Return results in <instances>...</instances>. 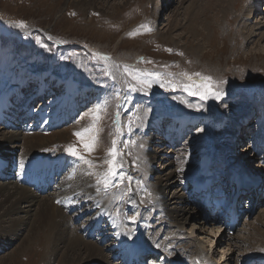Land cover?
I'll return each instance as SVG.
<instances>
[{"label": "rangeland", "instance_id": "374dc122", "mask_svg": "<svg viewBox=\"0 0 264 264\" xmlns=\"http://www.w3.org/2000/svg\"><path fill=\"white\" fill-rule=\"evenodd\" d=\"M168 3L169 5L166 6L165 0H94L89 5H83L82 0H0V102L5 96L6 89H11L18 84V86L24 84L21 87V94L25 96L24 103L35 100V97L40 100V103L44 102L43 99H46L47 103L52 99L56 104L53 105L55 110L60 101L57 100L59 98L65 100L71 97L70 100L73 101L76 98L82 100L84 97L87 99V106L91 103L90 98L92 99L91 105L83 112L81 120L72 127L62 128L51 134L20 132L21 141L19 140L16 144L19 146L16 153L21 152L22 156V151L25 150L22 145L25 142L29 146L33 141L39 140L41 143L37 144L38 153L53 149L61 153L60 150L66 151L69 146H73L83 156L89 154L85 159L91 161L93 167L90 168L81 160L82 165L77 169L87 186L84 193L92 191L93 197V200L88 198L92 203L86 201V207L82 210L105 209L112 219L119 216L116 220H120L121 225L116 223L113 230L119 227L120 231L124 232L125 238L136 237L139 242H144L140 246L148 248H155L154 245L162 242L159 239H165L174 234L171 232V236L169 235L168 229L174 226H169L166 222L165 226L152 222L154 227L146 231L154 232L153 237L149 233L141 237L132 231L138 228L136 224L141 216L159 217L154 215L153 212L156 210L152 203L153 198L156 199L158 195L154 184L158 175L171 170L176 171L179 165L186 161L190 163L191 169L195 168L194 172H196L197 167L194 163L199 164L198 149L202 150L199 146L202 137L204 141L209 135L210 139H213L212 130L217 135L224 136L225 132L229 133L232 127L245 119V116L254 119V123L260 121L258 110L264 105V20L260 21L264 16V0H233L235 9H232L231 4L230 10L225 9L228 3L224 0L218 1L219 4L216 0H186L184 2L169 0ZM262 8L263 11H261ZM260 12H263L262 16ZM197 18L198 23L195 22ZM257 19L261 24L255 23ZM19 21H23L27 27H17L16 23ZM252 27L255 31L251 30ZM193 28L198 29L199 33L192 35ZM168 49H171V52ZM184 73L189 74L192 79H187ZM195 73L201 75L195 76ZM202 77H211V82L205 80L202 84ZM105 78L108 83L106 85L103 81ZM69 81H74L76 86L80 87L77 88ZM209 83H211L213 95L202 99L200 94L207 91L205 85ZM98 85L108 89L102 90ZM183 89L191 91L190 94L192 92L200 94H193L190 101L189 97L187 101L185 97H183L184 100H180L178 94ZM39 90L43 94L39 93ZM216 93L219 94L218 98L214 95ZM12 95L10 93L9 97ZM165 97L178 98V100L175 104H170L169 108L161 100ZM80 102L82 103L83 100ZM195 105L199 109H196ZM180 107H184L185 112L195 121L196 132L194 131L195 136L192 140L194 138L196 140L189 144L185 143L176 153L167 145L157 144L158 141L153 146H148L146 136L150 129V121H145L144 116L149 112H165L166 118L171 120L170 114ZM214 109H219V112L214 113ZM178 118L190 121L188 117L182 118V114L175 115L172 120ZM221 118L224 129L217 130L215 122L220 121ZM139 123L142 124L133 138L131 137L132 129ZM210 126L212 130L208 132ZM242 129L237 133L242 134ZM0 131L11 133L17 130L0 126ZM77 132L82 133L83 140L75 135ZM164 134H167V131ZM1 135L0 133V138ZM223 136L220 138L223 139ZM245 139L246 137L243 136L238 140L240 155L242 154L249 168L250 165L256 168L257 156ZM113 140L116 141L115 147L120 154L118 161L122 164L124 181L120 183L117 180L118 186L114 188L115 191L108 189L105 192L103 186H98L96 181L102 178L108 169L104 161L110 158L108 153L113 146ZM218 140L220 139H217V136L212 141L209 140L207 142L209 146H206L208 149L202 146L209 157L214 154L213 146L216 148L218 144L215 145V143ZM85 142L93 143L92 151L84 148ZM1 145L6 147L8 143ZM162 147H165V153L151 163L150 149ZM210 147L212 148L209 150ZM242 149L249 150L250 156L244 157L245 152ZM2 150V153L9 152V150ZM38 153L35 154L34 159L38 157ZM248 157L251 162L247 160ZM175 158L178 162L174 160ZM170 161L174 163L172 167H168ZM76 164L75 162L70 169L71 172ZM126 166H129L131 170L128 171ZM165 168L168 169L165 170ZM182 173L179 172L180 175ZM136 176H140L139 183L134 180ZM129 177L131 180L128 179ZM145 183L152 184L150 189L153 192L147 187L142 189L144 185L146 186ZM124 186H130L128 192L123 190L120 194L126 201L121 199L119 194L115 195V192L119 193ZM97 187L101 189L99 192ZM138 187L142 192L137 196L135 189L138 190ZM176 190L173 187L168 195L171 196ZM130 194L133 195L130 199L134 200H128ZM84 195L77 193L74 198ZM135 203L136 206L133 205ZM182 207L188 211H194L191 213L195 214L194 218L188 221L189 224L185 230L190 232L189 229L193 228L196 232H200V228L206 225L205 228L210 237L208 236L204 241L212 246L208 240L213 239L218 243L221 252L228 250L227 240L230 236L247 237L248 230L256 229L260 224L256 221L259 215L261 216L259 213L264 211V206L259 207L250 223L243 227L244 231L229 235L224 225L214 224V220L205 224L201 214L194 210V205L188 201ZM63 210L66 213L68 211L66 208ZM70 211L68 213L73 214L72 209ZM124 211L130 219L135 217L132 223H127L128 219L125 222ZM90 215L85 219L76 220L74 224H80L78 232L84 238H88L86 241L97 242L98 239L90 237L85 232L86 219L93 217L94 214ZM158 222L162 221L157 220ZM88 223L90 224L89 221ZM98 225L99 228L101 227V232L95 233L98 236L102 234L103 237L100 243L97 242L99 247L110 246V249L107 248L105 251L114 256L115 252L111 247L114 238L112 235L105 238V234L112 233V229L104 223V217L101 222L94 220L93 225L86 228L91 230ZM29 228L30 226L24 227L19 238L10 243L6 249L0 248V264H46L41 256V254L45 255L46 250L37 241L25 253L18 249L27 236ZM217 229L221 231L215 236ZM223 229L225 232H222ZM158 232L164 234L159 236ZM195 235L200 237L198 233ZM170 240H167L166 244ZM243 241L246 239L244 238ZM252 243L250 247L254 245ZM158 247L162 248L160 245ZM246 251V254L253 255L254 259L258 258L256 253H251L249 249ZM244 252L241 251L242 256ZM220 255L218 254L219 257ZM113 256L109 261L116 264L117 259ZM10 258L12 259L9 260ZM244 260L246 259L241 258L239 263ZM61 263L59 258H53L50 261V264ZM87 264H94V262L88 261Z\"/></svg>", "mask_w": 264, "mask_h": 264}, {"label": "bare ground", "instance_id": "6f19581e", "mask_svg": "<svg viewBox=\"0 0 264 264\" xmlns=\"http://www.w3.org/2000/svg\"><path fill=\"white\" fill-rule=\"evenodd\" d=\"M93 1L94 0H82V4L89 5L93 3ZM168 1L169 0H165L166 6H168L170 3V2L168 3ZM184 1L186 0H182V2ZM218 1L220 0H216L217 3ZM224 1L228 3L227 5H225V9L230 10L231 4L233 5L234 3V2L232 3L233 0H224ZM260 6L261 5H259V7ZM232 9H235L234 5L232 6ZM261 11H263V8ZM261 13L263 12H260V15ZM248 14H250V12ZM198 20L199 19L197 18L195 22L198 23ZM263 20H264V16H262L260 21L263 22ZM258 21H259L258 19L255 20V23L261 24V22ZM251 30L255 31V28L252 27ZM191 32L192 35H196L197 33H199V30L193 28ZM249 36H251V34ZM13 90H15L17 94H19L18 87L11 89V91ZM82 100L84 101V97ZM162 116L163 115L161 114V116H158V118H154L152 120V116L145 115L144 119L145 121L146 120L148 122L150 121L149 126L150 129H152V131L153 128L156 129V131H159L160 128L159 123ZM177 120H179L180 122L181 119L178 118ZM156 121L157 123H155ZM182 121H183L182 127L189 125L188 123L191 122V120L190 121L182 120ZM221 123L222 122H215V125L217 124L219 125ZM0 133L2 134L0 138V154L6 160L7 158L15 155L17 149L19 148V146L16 144L19 143V140L21 141L20 138L21 133L19 131L16 132L14 131L11 133H7V132L3 133L0 131ZM231 133L232 131H230L229 133L226 132L225 135L223 136V139L222 140L220 139L215 143V145L216 144L218 145H216V148L214 146L215 152L212 156L210 155V157L208 156V153L204 150L202 144H200L198 140L199 146L202 148V150L198 149L200 153L199 154L200 159L198 160L199 164H202V166L206 167V165L210 163V158H212V161L215 159L221 160L234 173H240V174L246 173L248 175V178H253V176L258 175L261 176V178L264 180V170H262V168L259 167L258 165L255 166L256 168H254L253 165L249 164L250 165L249 168L245 164L242 154L240 155L241 150L238 147V143L240 142L238 140H240V138H243L244 134L239 133V135L237 136L238 142L237 141L233 142V135ZM235 133H237V131ZM146 137H147L146 144L147 142H149L148 146H153L154 143L157 141H158L157 144L159 145H166L167 143L163 137L155 136L152 132L150 135H147ZM210 137L211 136H209V138ZM38 142L41 143L39 140H37L35 142L33 141L32 144L29 146L26 145V142L24 143V145H22V147L25 148V150L22 151V156H21L24 163H28L34 160L35 154L38 153L37 152ZM2 143L3 144L8 143V145L4 147L1 145ZM164 148L162 147L154 150L150 149L151 163L154 162L156 159L161 158L160 156L165 153ZM2 149H4L5 151L9 150V152L2 153L3 151ZM242 150L245 152L243 155L244 157L247 155L250 156L249 150L248 151H246V149H242ZM249 158L250 157H248L247 160L251 162ZM170 162L171 163L168 164L169 165L168 167H172V164L174 165L172 161ZM166 169L168 168H165V170ZM194 170L195 168L191 169L190 163L186 161L184 164L179 165L176 171L171 170L161 175H158V177L154 181L158 195L156 198L157 201L155 198H153V202H152L154 205L153 207L155 208L156 211H158L159 215L162 214L161 219L162 218L164 219L161 220L162 222H166V224L169 226H174V228L170 227V229H168V232L170 233L169 234L170 236H171V232H174L175 236L172 233L173 236L171 237L167 236L165 237V240L159 243V245L163 247L166 244V241L171 239L169 244L170 247L169 251L168 249H166V251H164V254H166V252L168 251L172 260L181 264L182 263L230 264L229 262H236L238 264L239 261H241V258L247 260L254 259L253 255L246 254L247 253L246 250L249 249V251H252L251 253L254 252L256 253V255H258L257 259H264V229H262V226H264V216H262V213H264V211H262V213H259L261 214V216L259 215L258 217L259 219L256 220L260 222L259 226L256 227V229H254L253 231L248 230L247 237L244 236L243 238L240 237L237 238L236 236L234 237L230 236L228 238L227 251L221 252L218 248V243L215 242L213 239L208 240L210 241L212 246L206 244L207 242H205L204 239L208 238V236L210 237V234L207 233V229L205 228L206 225L200 228L201 229L200 232H196L195 229L193 228L189 229L190 232L185 230L186 226L189 224L188 221L192 220L195 214L191 213L194 211L192 210L188 211L182 207L184 203H186L187 201L189 202V198L187 191L184 189V187H182L183 183H181V181L189 178L190 176L195 175L196 172H194ZM180 171L183 172L181 175L179 174ZM71 174L72 172L70 171V173L64 178L63 182H61V184L59 185L61 189L59 188L56 190V192L46 196H41L40 193L38 194L32 188L26 187L24 185L23 186L20 185L13 179V174H12V178H9L4 182L3 181L0 182V248L2 247L3 249H6L7 246L10 245V243H12L15 239L19 238L20 233L24 229V227L30 226V228L28 229V233L26 234L27 236H25V238L18 246L19 251L22 253L28 251L29 248L31 249L32 246L37 241L39 245H41L44 248V250H46L44 256L41 254L42 259L45 260L44 263L46 264H50V261L53 258L55 259L59 258V260L62 262L61 264H87L88 261H92V260L94 264H98V263L112 264L109 260L110 257L113 256V254L105 251L107 248L110 249L109 248L110 246H107V248L99 247L98 243H100L103 240V237L102 240H100L101 237L98 239L99 240L97 241L98 243L96 241H90V240L86 241L88 238H84V236L78 232V230L80 229V224L77 225L74 223L76 222V220L84 219L86 218V216H89L90 214L91 215L94 214L93 217H87L86 224L82 222L86 228L88 226V221L89 222L92 221L94 223V220L98 222L102 220V218L104 217V223H106L108 228L112 229L111 230L112 233H106L105 234L106 236L105 235L103 236L107 238L112 235L114 241L112 242L111 247L113 246L118 247L119 245L122 246L124 242L127 241L124 237L123 234L124 232L120 231L119 227L113 230V227L116 226V223L118 224L121 223L120 220L118 221L116 220V218L119 219L118 218L119 216L118 217L116 216L115 219L114 218L112 219L110 216H108V213L107 211H105V209L102 210L100 209L95 211L93 208H88L86 210H80L79 208H77L80 204H82V201L86 202L88 198L93 200L92 191L91 193L87 191L86 193H84V191L87 189V186L85 185V180L83 176H81L78 173L76 177L71 178L70 177ZM65 180L66 182H64ZM145 184L146 186L144 185L142 189H146L147 187L149 191L151 190L153 192V190L150 189L152 184L150 183H145ZM180 186H181V190H180ZM173 187H175L177 190L173 194H171V196H169L168 193ZM75 193H79V195L85 194L84 195L85 198H82L80 196L74 198L73 196ZM56 199H59L58 202H56ZM63 208L68 209V211L71 209L74 210V208L77 209H75L76 211L70 215L66 213L63 210ZM194 210L196 209L194 208ZM154 218L156 217L154 216ZM127 219H130V216H127ZM73 224L74 227L72 226ZM149 227H151V225H149ZM74 229L79 234L75 233ZM97 230L94 231L92 229L90 231V234L93 233V235H95L96 234L95 232H97ZM219 231L221 230L217 229L215 231V236L219 234ZM225 231L223 229L222 232ZM197 233L200 234V237H195L196 236L195 234ZM244 238L246 239V241H243ZM252 242L254 243V245ZM251 243L253 245L252 247H250ZM128 244L132 246L137 245L135 243H129V242ZM156 249L161 250L158 246L156 247ZM241 251H245L243 256ZM153 253H155V251H153ZM153 253H151L152 254L151 256L157 255ZM218 254L219 255L221 254L220 257L218 256ZM256 255L254 254V256ZM41 256L39 257L41 258ZM11 259L12 258H10L9 260ZM239 264H241V262Z\"/></svg>", "mask_w": 264, "mask_h": 264}, {"label": "snow or ice", "instance_id": "6c2138e0", "mask_svg": "<svg viewBox=\"0 0 264 264\" xmlns=\"http://www.w3.org/2000/svg\"><path fill=\"white\" fill-rule=\"evenodd\" d=\"M16 26L17 27H20V28H26L27 27V25L23 21L17 22L16 23ZM148 31H151V29H148ZM168 51L171 52V49H168ZM181 55H183V54L181 53ZM194 75L195 76H200L201 74L200 73H195ZM184 76L187 79H189V80L192 79V77L189 76V74H187V73H184ZM205 80L211 82V77H202L201 78V83L203 84V82ZM205 87L207 89V91L205 93L200 94V93L192 92L191 94H194V95L195 94H200L202 99L207 98L208 95H213L212 88H211V83L205 85ZM214 95L218 98V95L219 94L216 93ZM75 135L78 136V137H80L83 140L82 133L77 132V133H75ZM112 145L113 146L109 149V153H108V155H109L110 158L109 159H106L104 161V163L108 165V169L104 173L103 177L100 178V179H97V181H96L98 186L99 185H102L103 186V189L105 190V192H107V190L110 187H112V188L117 187L118 186L117 183H116L117 180H119L120 183H123V181H124V174L121 171L122 164L118 161V156L120 154L118 153V151H117V149L115 147V145H116V141L115 140L112 141ZM83 146L88 151H92L93 150V143H87V142H85ZM66 151L70 155H72L74 157H77L78 159L84 161V163L85 164H88L90 168L93 167V163L91 161H89V160H86L84 158V156L81 155L75 147L69 146L66 149ZM89 175H91V173H89ZM128 179L131 180L130 177ZM100 190H101L100 187H97V191L99 192ZM117 215H119V213H117ZM132 219L134 220L135 217H132ZM157 246H159V245H157Z\"/></svg>", "mask_w": 264, "mask_h": 264}]
</instances>
